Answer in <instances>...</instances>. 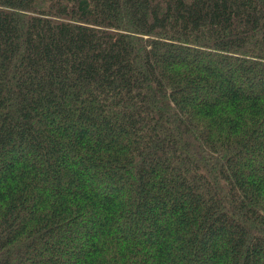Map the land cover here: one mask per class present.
Masks as SVG:
<instances>
[{
    "label": "trees",
    "instance_id": "trees-1",
    "mask_svg": "<svg viewBox=\"0 0 264 264\" xmlns=\"http://www.w3.org/2000/svg\"><path fill=\"white\" fill-rule=\"evenodd\" d=\"M0 264H264V0H0Z\"/></svg>",
    "mask_w": 264,
    "mask_h": 264
}]
</instances>
